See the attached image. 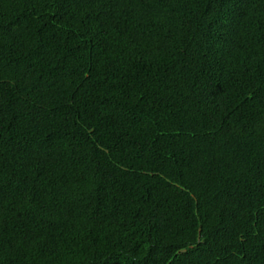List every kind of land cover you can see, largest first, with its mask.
<instances>
[{
	"label": "trees",
	"instance_id": "1",
	"mask_svg": "<svg viewBox=\"0 0 264 264\" xmlns=\"http://www.w3.org/2000/svg\"><path fill=\"white\" fill-rule=\"evenodd\" d=\"M0 264H264V0H0Z\"/></svg>",
	"mask_w": 264,
	"mask_h": 264
}]
</instances>
